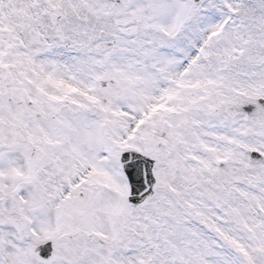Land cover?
Here are the masks:
<instances>
[{
    "label": "snow or ice",
    "instance_id": "snow-or-ice-1",
    "mask_svg": "<svg viewBox=\"0 0 264 264\" xmlns=\"http://www.w3.org/2000/svg\"><path fill=\"white\" fill-rule=\"evenodd\" d=\"M0 264H264V0H0Z\"/></svg>",
    "mask_w": 264,
    "mask_h": 264
}]
</instances>
